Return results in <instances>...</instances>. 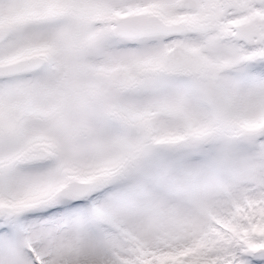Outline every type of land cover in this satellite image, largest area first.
Wrapping results in <instances>:
<instances>
[{
	"label": "snow or ice",
	"instance_id": "1",
	"mask_svg": "<svg viewBox=\"0 0 264 264\" xmlns=\"http://www.w3.org/2000/svg\"><path fill=\"white\" fill-rule=\"evenodd\" d=\"M0 264H264V0H0Z\"/></svg>",
	"mask_w": 264,
	"mask_h": 264
}]
</instances>
